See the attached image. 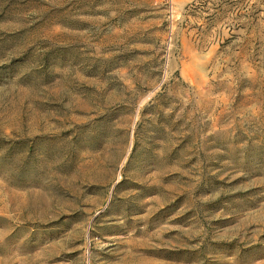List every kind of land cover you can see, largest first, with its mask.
Returning <instances> with one entry per match:
<instances>
[{
    "label": "rangeland",
    "instance_id": "obj_1",
    "mask_svg": "<svg viewBox=\"0 0 264 264\" xmlns=\"http://www.w3.org/2000/svg\"><path fill=\"white\" fill-rule=\"evenodd\" d=\"M0 264H264V0H0Z\"/></svg>",
    "mask_w": 264,
    "mask_h": 264
}]
</instances>
